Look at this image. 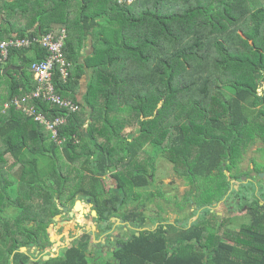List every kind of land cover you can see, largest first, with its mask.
I'll use <instances>...</instances> for the list:
<instances>
[{
    "label": "trees",
    "instance_id": "1",
    "mask_svg": "<svg viewBox=\"0 0 264 264\" xmlns=\"http://www.w3.org/2000/svg\"><path fill=\"white\" fill-rule=\"evenodd\" d=\"M36 8L42 10L32 12ZM57 11L62 19L53 17ZM70 12L75 19L68 20ZM19 13L24 21L13 27L10 18ZM1 18L0 42L14 32L23 37L65 28L62 49L70 73L65 81L55 75L54 85L79 109L67 114L61 129L67 140L57 146L31 117L4 107L31 92L30 64L47 51L37 44L12 48L0 61V264H11L17 246L11 213L17 172L21 195L26 184L48 190L50 216L60 211L54 199L62 201L64 193L72 200H96L101 214L107 200L115 209L120 202L121 220L136 227L145 222L146 202L155 196L163 199L164 205L156 204L161 211L168 205L176 213L174 223L160 222L138 235L129 229L108 257L90 258L85 234L47 264H264V207L248 209L249 221L236 230L225 221L241 207L235 188L240 153L253 138L264 140V0H0ZM74 24L78 29L72 30ZM87 37L92 49L80 61ZM9 65L21 69L3 73ZM6 78L10 83L1 84ZM32 102L51 116L64 111L40 99ZM125 107L133 119L120 118ZM18 126L23 131L13 133ZM37 152L48 163L23 161L26 153ZM5 155L14 160L9 163ZM158 156L186 182L180 197L147 188L155 182ZM111 169L117 199L102 203L99 178L90 174ZM222 200L231 204L219 217L213 206ZM124 202L135 205L130 216H123Z\"/></svg>",
    "mask_w": 264,
    "mask_h": 264
},
{
    "label": "flooded vegetation",
    "instance_id": "2",
    "mask_svg": "<svg viewBox=\"0 0 264 264\" xmlns=\"http://www.w3.org/2000/svg\"><path fill=\"white\" fill-rule=\"evenodd\" d=\"M114 172L115 169H111L101 175L95 172L90 174L92 177L99 178L102 203L109 198L117 199L113 196L116 186V180L113 177ZM63 173L64 176L69 175L66 171ZM237 173L239 177L235 182V188L239 194L236 203L238 206L241 204L240 209L247 212L253 207H264V140L253 138V141H248V147L240 153ZM87 174L89 173L87 172ZM72 178H76V176L73 175ZM20 186V179L17 176L15 205L12 206L13 238L17 246L13 250L11 264H47L50 258L59 256L64 248L74 244L76 239L85 234L89 235L90 238L87 245V255L90 258L96 257V255L102 256L104 253L108 255L107 252L111 251V248L121 244L117 242V239L125 240L126 237L130 236L129 229H137L129 221L121 220L120 202H116L117 209H115L107 200V209L101 214L96 210V200L93 202L90 197L86 196L75 197L72 200L69 194L64 193L62 201L58 197L54 199L60 211L50 216L48 190L41 187V183L26 184L23 185L24 195H21L19 193ZM159 188L161 189V186ZM161 190L165 191L163 188ZM160 199L162 202L160 203L164 204L163 199ZM77 200L80 201V205H77ZM120 200H122L121 196ZM246 201L247 203H245ZM24 202L26 204H21ZM59 205L66 207V209ZM134 206L132 202H124L123 216H130ZM23 211L26 212L22 213ZM79 214L80 217L78 218ZM65 215L69 219H73V222L71 223L69 220L58 221V219H63ZM55 217L57 218L55 219ZM174 221L175 219L166 222L174 223ZM57 222L58 226H56ZM178 224L181 225V222ZM67 225L68 231L65 234L61 231ZM120 226H122L121 232H116L117 227ZM75 228L77 231L71 232ZM137 230H142V227ZM89 243L91 244L90 248ZM22 247H24L23 250ZM18 253L22 254L18 256Z\"/></svg>",
    "mask_w": 264,
    "mask_h": 264
},
{
    "label": "built area",
    "instance_id": "3",
    "mask_svg": "<svg viewBox=\"0 0 264 264\" xmlns=\"http://www.w3.org/2000/svg\"><path fill=\"white\" fill-rule=\"evenodd\" d=\"M130 3L133 0H119ZM66 37V30L62 28L58 32L49 31L32 36L12 35L7 40L0 42V61H3L12 48L28 47L37 44L47 51L44 59L33 61L30 70L34 77L35 86L31 92L22 96H15L10 102H6L4 107L10 105L21 110L25 115L44 127L50 133V139L59 147L67 140V136L62 134L61 129L67 124V114L79 109V105L71 99L63 97L55 88V75L65 81L70 73L71 62L63 53V43ZM33 99L49 102L58 108L63 109V113L55 116L48 115L39 109ZM74 137V135L72 136Z\"/></svg>",
    "mask_w": 264,
    "mask_h": 264
},
{
    "label": "rangeland",
    "instance_id": "4",
    "mask_svg": "<svg viewBox=\"0 0 264 264\" xmlns=\"http://www.w3.org/2000/svg\"><path fill=\"white\" fill-rule=\"evenodd\" d=\"M41 7L46 9L47 8L46 2H44L41 5ZM40 10H42V9L36 8L32 12H38ZM60 13L61 12L57 11L58 16L53 14V17H55L56 19H60V17H61V19H62L63 17H62V14H60ZM71 17H73L75 19V12H70V16H69L68 20H70ZM15 19L16 20H13V21H12V19L10 20L11 24H13V27L15 25L21 26L22 21H24L23 15H21L19 13L15 16ZM20 19L22 21L18 22ZM14 21H16V22H14ZM50 21H52V20L50 19ZM30 22H33V21L30 20ZM53 22H54V24L52 26L59 24V22H55V21H53ZM25 24H26V22H25ZM35 24H37V22H35ZM78 27H79L78 24H74V25H72V30L78 29ZM55 32H58V31H55ZM89 38L90 37H87L86 40L89 41ZM81 56H83V54L80 55L79 59L81 58ZM84 75H86V74H83V76ZM82 77L80 78V81H79L80 87H83L85 84ZM32 78L34 79L33 75H32ZM5 81L10 83V80H8L6 78V79H2L1 84L5 83ZM6 85H7V83H6ZM259 92H261V87H259ZM158 105H161V102ZM109 116L112 118L113 115L110 114ZM133 117H134V114L132 113V110L128 107H125L120 112V118L133 119ZM31 124H33V122H31ZM86 126H87V122L84 124L83 127L85 128ZM18 131H23V128L21 126H18L13 130V133H17ZM125 136L128 137L127 134H125ZM26 147H29V145H27ZM25 150L27 151V149H25ZM152 150H153V147H151L149 149V152ZM28 152H30V151L28 150ZM45 158H46V161H45ZM45 158L43 159V162H42L43 164L48 163V158L47 157H45ZM155 161H156V166H157L156 179H155L154 184L151 185L150 187H147V188L156 192L157 187L161 186V189L163 188L166 193H176L177 196L180 197L182 195V193L185 191V189L188 187L186 182L173 173V171L171 169L172 165L166 159L158 156L155 159ZM68 172H71L69 168H68ZM11 177H12L11 180L13 182L12 185L10 186V183H9V187L7 188V186H6V190L7 191L10 190V192L13 190V185H14V180H15V178H14L15 176L14 177L11 176ZM159 202H161V199L158 196H155V197H153V199L146 202L145 211H144L145 215H146V220L143 223V225L140 226V227H142V229H150L151 230L160 222H166L168 220H174L175 219L176 213L173 211V209L170 206L167 205V207H165L164 212L159 211L160 209L156 205ZM230 204H231V200H230V202H228V204H224V202L222 200V201L218 202L216 205H214L213 209L217 210L216 213L219 217H222V216L228 214L227 213V206H229ZM162 205H164V204H162ZM232 209H233V207H232ZM8 212L10 213L11 211H8ZM218 212H220V213H218ZM72 215H74V214H72ZM195 215H198V214L196 213ZM79 217H80V214L78 215V218ZM67 220H69L71 223L73 222V219H69L67 215H65L63 219H58V221H67ZM225 221H226L227 228H229L231 230H236L237 228H239L241 226L242 223L246 224L249 221V215H248V212H244V211H242V209H236V210L231 212L230 217L227 218ZM71 223H69V226H71L70 225ZM56 226H58V222L56 223ZM67 228H68V225L66 227H64L63 231H61V232H65V234H66V232L68 231ZM138 228L139 227H137V229ZM76 231H77V228H75L74 230H71V232H76ZM52 232L54 233V231H52ZM116 232H121V228L117 227ZM56 233H57V231H56ZM99 257H101V258L108 257V255L106 253H104L102 256H99Z\"/></svg>",
    "mask_w": 264,
    "mask_h": 264
},
{
    "label": "crops",
    "instance_id": "5",
    "mask_svg": "<svg viewBox=\"0 0 264 264\" xmlns=\"http://www.w3.org/2000/svg\"><path fill=\"white\" fill-rule=\"evenodd\" d=\"M10 19H12V21H13V20H16V19H15V15H13ZM1 20H2V18L0 19V22H2ZM12 35H17V34H16V32H14V33H12ZM91 46H92V40H91V38H89V41L86 40V42L84 43V46H83V48H82L81 54H83V56H81V58L79 59L80 61H82L83 58H84L87 54H89V53L91 52V49H92ZM89 74H90L89 71H87V72H86V75H84V76L82 77V79L84 80V82L87 81V79H88V77H89ZM17 125H18V124H17ZM26 135L28 136V134H26ZM18 137H19V134H15V135L13 136V138H14L15 141L18 140ZM30 139H31V138H30ZM35 139H36V138H35ZM31 140H32V139H31ZM5 156L8 158L9 163H11L12 160H14V158L11 157L12 155H5ZM32 157H36L37 160L39 161V165H42V160L45 158V154H44V153L41 154V153H39V152H37V153H26L25 156H24V158H23V161L26 163V162L29 161L28 158H32ZM46 157H47V155H46ZM30 168H31V167H29V170H27V169H26V170H27V171H30ZM20 169H23V168H20V165H18V166H17V170L21 172ZM18 173H19V172H17V174L15 175V178H17Z\"/></svg>",
    "mask_w": 264,
    "mask_h": 264
},
{
    "label": "water",
    "instance_id": "6",
    "mask_svg": "<svg viewBox=\"0 0 264 264\" xmlns=\"http://www.w3.org/2000/svg\"><path fill=\"white\" fill-rule=\"evenodd\" d=\"M8 69H17V70H20L21 68L20 67H18V66H15V65H9V66H7L4 70H3V73H5ZM262 174V173H261ZM260 174V175H261ZM77 202V205L79 204L80 205V201L79 200H77L76 201ZM60 207H62L63 209H66V207H64V206H62V205H59ZM95 212L93 211V214H94ZM218 213H220V212H218ZM196 216L197 215H195L194 217H193V219L192 220H194L195 218H196ZM55 219H56V217H55ZM191 220V221H192ZM190 221V222H191ZM139 234V231L138 232H136V235H138ZM118 246L120 247V246H122V244H118ZM91 247V244L89 243V248ZM22 250L24 249V247H22L21 248ZM114 250V248H111V251H113Z\"/></svg>",
    "mask_w": 264,
    "mask_h": 264
}]
</instances>
